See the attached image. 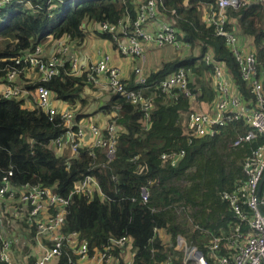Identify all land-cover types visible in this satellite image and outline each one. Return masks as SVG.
<instances>
[{"label":"trees","instance_id":"16d2710c","mask_svg":"<svg viewBox=\"0 0 264 264\" xmlns=\"http://www.w3.org/2000/svg\"><path fill=\"white\" fill-rule=\"evenodd\" d=\"M139 1L13 0L0 9V79L6 76L16 57L51 36L69 35L71 41L80 45L88 34L86 23L133 20ZM212 3L215 0H160V10L177 29L179 38L189 42L191 48L144 73L145 84L138 82L135 71L130 80H124L128 87L145 90L143 93L154 99L147 123L141 106L119 93L108 94L101 108L112 114L111 122L118 124L117 154L110 162L103 149L82 146L68 165L70 153L57 156L49 147L51 140L64 131L61 118L51 120L37 106L27 109L21 99L0 96V174L13 169L15 182L51 187L65 197L86 175L98 179L104 197L73 194L64 227L66 233L76 231L82 241H88L91 253L104 249L111 237L123 235L131 238V249L135 252L132 264H157L169 256H173L176 264H183V254L175 249L179 235L207 254L210 264H217L207 247L214 237L224 238L218 255L230 252L223 245L225 238L235 232L238 219L222 194L234 191L247 179L243 162L257 144L246 143L241 150L231 145L237 135L247 131L242 122L223 128L214 136L196 139L192 144H188L186 135L188 113L215 98L209 76L212 69L204 62L207 52L227 63L243 93L249 95L233 52L203 20L206 5ZM228 14L233 21L230 28L249 39L264 75V3L250 0L237 10L229 8ZM97 33L113 41L109 32L97 30ZM180 68L189 72L190 88L197 93L194 100L179 91L172 96L161 92V81ZM88 82V73L73 74L71 62L67 61L52 79L29 87L42 84L57 99L73 106L80 103L75 120L81 122L96 113L83 112L88 104L84 97ZM181 149L186 150V155L173 163L174 155ZM164 153L168 157L162 158ZM227 158L232 162L228 163ZM144 186L150 190L147 203L141 199ZM191 208L194 213L189 212ZM176 214H183L184 222L191 227L186 228ZM155 228L164 232L162 236L155 233ZM246 228L242 225V230ZM126 248L114 250L116 264H127ZM62 261L66 263L67 256Z\"/></svg>","mask_w":264,"mask_h":264},{"label":"built area","instance_id":"2783aa9c","mask_svg":"<svg viewBox=\"0 0 264 264\" xmlns=\"http://www.w3.org/2000/svg\"><path fill=\"white\" fill-rule=\"evenodd\" d=\"M12 1L0 0V9ZM256 1L264 3V0ZM249 2L250 0H215V3L207 5L203 15L206 24L223 38L233 52L249 95L243 93L227 63L217 60L212 52H207L204 62L212 69L209 76L215 98L206 108L193 109L188 113L186 122L188 144L196 139L214 136L223 128L237 122H242L247 131L237 135L231 145L243 147L246 143L257 144L243 162L247 179L240 182L234 191H225L222 194L223 199L230 204L238 224L235 232L225 238L223 247L230 251L228 254H217L223 237H214L207 245L209 256L217 264H264V183L261 186L264 176V75L259 69L256 51L249 45V39L246 41L236 29L230 28L233 21L228 14L229 8L237 10ZM159 9L160 0H141L137 14L129 25L119 19L116 23L104 22L97 26L100 31L112 35L117 51L123 56L143 60L145 45L148 44L158 47L173 46L177 49L189 48L190 43L183 42L177 29L167 21L157 31L149 29V23L158 17ZM50 39L54 44L50 57L45 55L43 45L40 44L13 60L14 63L8 66L5 76L9 86L3 89L1 97L19 98L28 92L13 83L23 69H37L39 82H47L59 73L71 49V39L69 35ZM71 66L74 74L89 73L88 80L101 86L102 91L119 93L134 105L141 106L145 112L146 123L150 120L154 99L145 95L142 90L126 85L120 69L111 64L109 53L102 52L95 62L89 63L74 58ZM135 73L139 83L147 82L142 67H136ZM101 78L105 79L103 83L100 82ZM160 89L162 94L171 96L179 91L191 100L197 95L190 88L189 72L185 68H180L163 79ZM35 96L37 107L47 113L51 120L57 116L62 120L64 131L51 140V146L69 151L66 161L68 165L71 158L78 156L82 146L103 149L108 162L116 157V122L105 126H87L76 122L75 113L69 108L58 109L54 105L53 92L42 84L36 87ZM185 155L186 150L181 149L174 155L173 163L180 161ZM166 157L168 154L164 153L162 158ZM75 193H84L89 198L96 194L104 197L100 183L93 175H86L77 182L74 190L65 197L51 187L15 182L13 169L0 174V264H116L118 259L114 250L128 246L131 242L129 236L111 237L104 249L91 253L88 241H82L78 232L64 231L67 206ZM149 198L150 190L148 186H144L141 191L142 202L147 203ZM4 221L21 227L26 239L17 245L16 238L6 237L2 233V228L6 227ZM242 225L247 227L246 230H242ZM154 231L160 235V229L155 228ZM30 235L31 238L28 237ZM177 244L175 249L178 251V248H186L184 252L181 251L183 264H210L207 254L197 246L189 245L183 236H178ZM17 251L23 253L21 258L15 257ZM64 256H67L66 263L62 261ZM134 256L135 252L127 264L133 263ZM32 257L35 258L33 263L29 260ZM157 264L176 263L173 256H169Z\"/></svg>","mask_w":264,"mask_h":264},{"label":"crops","instance_id":"0c3cea01","mask_svg":"<svg viewBox=\"0 0 264 264\" xmlns=\"http://www.w3.org/2000/svg\"><path fill=\"white\" fill-rule=\"evenodd\" d=\"M206 8H207V5H206L205 9ZM165 19L168 20V16H166V14L159 9V15L156 19L152 20L149 23V29L152 31H157L161 27V25L166 22ZM123 20L126 23H128V25L131 22V19H129V18L123 19ZM203 20H204V16H203ZM87 24L88 25L94 24L95 25V27H94L95 32H97V30L100 31L98 29V26H97L98 23H86L85 27ZM87 33L88 34H87L85 40L80 45L71 41V49L69 51V54L65 57L66 62L67 61L71 62V60H73L74 58L86 60L87 63L95 62L98 59L100 53L106 52V53H109L111 55V64L120 69L124 80H130V78L134 74L136 67H142L144 73L146 74L147 72L151 71L152 69L159 67L164 61L172 58V56L174 54H178V55L181 54L182 55V54H184V52L186 50H189L191 48V46H190L189 48L177 49L173 46H167V47H171L174 51L171 49L169 51L162 52L161 55H158V56L152 55L149 58L150 68L148 70H145L143 64L147 62V55L146 54H145V59H143V60L139 59L142 61V66L136 65L134 68H132L129 66H124L122 64L119 65V62L117 63L115 61V54H114L113 50H115V52L118 55H120V56H123V55H121L117 51L114 42L110 39H109V42H107L106 40H108V39L100 37L98 35V33H91L88 31H87ZM50 38H48L45 43L41 44V45H43V48L45 50V52H44L45 55L48 57H50L54 51V44L51 42ZM242 38L244 39V37H242ZM247 39H246V41H248ZM149 46L158 47V46H155L153 44L152 45L148 44L147 47H149ZM164 47H166V46H164ZM112 48H113V50H112ZM79 74H81V73H79ZM39 78H40L39 72L37 71V69L26 68V69L22 70V72L19 74V76L13 82L14 85L28 91L27 93H24L19 98H17V99H21L23 101V107H25L27 109H33L34 107L37 106L36 96H35L36 87L30 88L29 86L30 85L35 86L39 82ZM104 81H105L104 78L100 79L101 83H103ZM88 83L90 85L86 86L85 91H84V97H86L88 99V104L85 106L83 112L87 113V112H90L91 110L92 111L95 110L96 113L92 114L91 116L84 117L83 119H81V122L86 124L87 126H89L91 124L105 126L111 122L110 118H111L112 114H108V113L104 112L101 107L106 103V100L108 98V94L110 92L102 91L101 86H99L98 84H95L94 82H88ZM7 86H9V85L6 81V78L4 77V78L0 79V95H1V92L3 91V89H5ZM143 91H145V90H143ZM89 95H94L95 99L90 100ZM53 96H54V105L57 106L58 109L61 110L64 108H69L71 111H73L75 113V116H76V114L78 113V110H80V108H81L80 103L77 104L76 106H73L64 100L57 99L55 97L54 93H53ZM207 106H208V103H205V104L201 105L199 108H202V107L206 108ZM81 122H79V123H81ZM148 128H149V126L146 125V129H148ZM49 147L55 151L57 156H63V155H65L66 152L69 153V151L67 149H61L60 150V149L54 148L53 146H51V142L49 143ZM4 223H5L6 227L2 228V233L6 237H8L9 239L16 238L15 244L18 245L26 239V235L23 233V230L21 227H19L16 224H13L11 222L7 223L6 221H4ZM160 231H161L160 236H162V234L164 232L162 230H160ZM28 237L31 238V235ZM97 250L98 249H95V251H97ZM133 252L134 251L131 249V245L129 244V246H127V248L125 249V253H124V258L126 259L127 262L131 258ZM22 256H23V253H21L20 251L16 252L15 257L21 258ZM29 260L33 263L35 258L32 257Z\"/></svg>","mask_w":264,"mask_h":264},{"label":"rangeland","instance_id":"374dc122","mask_svg":"<svg viewBox=\"0 0 264 264\" xmlns=\"http://www.w3.org/2000/svg\"><path fill=\"white\" fill-rule=\"evenodd\" d=\"M167 22L171 23L170 22V19L168 18L165 19ZM94 27L95 25L94 24H90V25H86V29L88 32H91V33H97L95 32L94 30ZM240 35V33H239ZM246 40V39H245ZM107 42H109V39L106 40ZM152 45V44H151ZM148 45H145V54L147 55V62L143 64L144 66V69L145 70H148L150 68V63H149V58L152 56V55H161L162 52L164 51H169L171 50L172 48L171 47H154V46H149L147 47ZM113 50V48H112ZM173 50V49H172ZM174 51V50H173ZM114 54H115V61L118 63L119 62V65L122 64L124 66H129V67H132L134 68L136 65H140L142 66V61L139 60L138 58H135V57H131V56H120L118 55L115 50H113ZM89 99L90 100H94L95 99V96L94 95H89ZM88 113V112H87ZM242 148H238V150H241ZM236 154V153H235ZM234 155V154H233ZM234 157V156H233ZM227 162L230 163L232 162L230 158H227ZM195 209H189V212L190 213H194ZM188 214V212H186ZM177 216V220L182 222L186 228H190L191 226L188 224V223H185L184 220H185V217L183 214H176ZM168 242L170 241V238L167 240ZM177 246L175 247H178V244L176 243ZM190 245V244H189ZM179 249V253H182L185 251V247L184 248H178ZM182 251V252H181ZM183 254V253H182Z\"/></svg>","mask_w":264,"mask_h":264},{"label":"water","instance_id":"95a60500","mask_svg":"<svg viewBox=\"0 0 264 264\" xmlns=\"http://www.w3.org/2000/svg\"><path fill=\"white\" fill-rule=\"evenodd\" d=\"M263 183H264V176H263V178L261 180V186H262ZM199 253L201 254L202 252L199 250Z\"/></svg>","mask_w":264,"mask_h":264}]
</instances>
